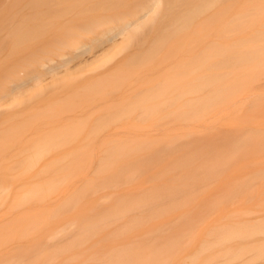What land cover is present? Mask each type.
Wrapping results in <instances>:
<instances>
[{
  "label": "rangeland",
  "instance_id": "rangeland-1",
  "mask_svg": "<svg viewBox=\"0 0 264 264\" xmlns=\"http://www.w3.org/2000/svg\"><path fill=\"white\" fill-rule=\"evenodd\" d=\"M44 1L0 0V92L58 52L73 13L142 0ZM172 1L142 45L85 70L98 49L0 108V264H264V47L239 42L264 32V0ZM22 3L43 14L14 17ZM246 50L249 65L228 58ZM205 75L222 78L202 90Z\"/></svg>",
  "mask_w": 264,
  "mask_h": 264
},
{
  "label": "bare ground",
  "instance_id": "bare-ground-1",
  "mask_svg": "<svg viewBox=\"0 0 264 264\" xmlns=\"http://www.w3.org/2000/svg\"><path fill=\"white\" fill-rule=\"evenodd\" d=\"M52 1L53 0H45L41 4L51 5L50 3ZM215 1H218V0H215ZM175 2H176V0H173L172 4H175ZM162 6H163V0H142L140 3L133 6L130 11H127V12L120 11V12L114 13L113 15L112 14H106V15L97 14L95 16L90 17L91 16L90 12L92 10L88 13L87 10H83V9H81V11L79 13H76V14L73 13L71 18H68V19L59 23V27L68 28L67 29L68 31L66 32L65 37H59L58 39H56V42H58V46H59L58 52H51V54H49V53L45 52V50H46L45 48H41V50L39 51L40 52L39 56L38 57L36 56L35 60H33L27 64L28 68H30V69L24 71L22 76H18V75L13 76V77L8 76L9 78L7 81V86L4 88H3V85L1 86L2 91L0 92V108L3 106L10 108L12 105L18 104V102L24 96H26L27 94L34 91V89L37 86H40L43 83L44 74L51 75L52 77L57 76L61 69H64V72L67 73L70 70L69 65L71 63H73L76 60L85 59L86 56H93L98 49H102V53H101L102 56L93 63H86V65L84 66L85 70L104 66L105 64H107L112 59V56L114 54L118 55V54L124 52L132 44H135L137 46L142 45L145 42V39L147 38V36L149 34L150 27L154 24L155 19L160 15V10H161ZM207 6L208 5L205 4L202 6V8L206 7L208 9V7H212L213 5H209L208 7ZM51 7H53V5H51ZM31 8H32L31 3H27V4L22 3V4H19L18 7L14 6L13 7V9L15 10L14 11V17H20V18L23 17L24 18L23 20H25V18H28L30 16L32 17V16H37L39 14H43V11H41V10L37 11L36 9H34L35 7H33V10ZM203 9H205V8H203ZM82 16L88 17V18H82ZM189 16H191V15H189ZM190 23L191 22H189L188 24H190ZM56 25H58V24H56ZM117 39H120V41L116 42ZM141 40L143 41V43H141ZM239 42H243L242 44L251 43V44L256 45V47H260V46L264 47V32L257 33L256 35H253L252 37H249L246 39H240ZM106 44H109V46L106 50L103 51V49H105L104 46ZM216 52H218L217 54H223L226 51L220 50V51H216ZM33 53L34 52L31 51V54L28 55L27 58L31 57L33 55ZM238 53H241V55H238ZM42 54H44V55H42ZM258 54H259L258 50L233 51V53H231V55L228 58L230 59V57H231L235 64L249 65V63H251L252 61H254L256 59L255 57ZM212 56L213 55L211 53L208 56H206L205 58L212 57ZM86 61L87 60H85V62ZM222 65H225V61L223 59L222 60L220 59V62H217V61L215 62L216 67H218V66L222 67ZM39 69H42V72H40ZM221 75L224 77V76H226V73H223ZM221 75L220 76H213V77L210 76V78L206 75L202 76L200 79L202 81V83L199 85L200 89H202V90L207 89L213 81L220 80L222 78ZM235 78H236L235 87L243 85L244 83H247L248 81L251 80V78L249 76L245 75V73L242 70H240L239 72L236 73ZM225 83L227 84L228 87L232 88V92L238 90V88L235 89V87L233 86V83H234L233 79H230V80L225 79ZM62 133H63V131H61L57 135H54V134L50 135L47 138V140H49L47 142L52 143V141L55 138H56L55 140L60 141V138H62V137H60L62 135ZM50 139H53V140L50 141ZM57 141H55V142L53 141V144H51L50 146H54V144H56ZM57 144H59V142ZM49 148H51V147H48L47 148L48 150L46 149L45 151L43 149V151L46 153H49V152H47V151H49ZM71 154L74 155L75 151L73 150ZM117 172H119V170H117ZM121 172H122V169H120L119 174L118 173H114V174L119 176ZM112 178H113V176H112ZM60 183H63V182H59V184ZM63 184H65V183H63ZM52 185H53V183H52ZM53 186H55V185H53ZM3 187L4 186H2V188L0 187V197H2V199H3V196L5 195V193L7 191L6 188H3ZM45 189H46L45 191H48L49 188H45ZM38 190L43 191L44 189L43 190L38 189ZM34 192H35V190H34ZM75 193H72V195L73 194L75 195L74 198H72L73 196L72 195H71L72 197L70 196L71 193L69 194V196H70L69 197L64 192V194L67 195V198L68 197H69V199L71 198V202L73 200H76V199L78 200V197L80 198L79 194L76 193L78 196L77 197ZM30 194L32 195L34 193H30ZM30 194H28L29 198L31 197ZM49 196H50V194L47 195V197H49ZM28 197L26 196L25 197L26 199H24V200H30ZM69 199L67 200V202L69 201ZM65 202H66V200H65ZM75 202L77 203L80 201L78 200ZM76 203L73 202L74 205ZM65 204H64V206H65ZM70 206H73V205H70ZM70 206H69V209L66 207L68 211L70 210ZM57 207H59V205ZM60 207L57 211H61L63 208V205L61 207V210H60ZM66 208L65 209L63 208L65 210V211H63L64 214L66 212ZM57 211L52 213L53 217H55L57 215V213H58ZM67 213L68 212H66V214ZM60 216H62V215H60ZM78 218H80V217L78 216ZM83 218H85V217H83ZM81 222L83 224V220L82 221L80 220V223ZM84 225H87L86 228L89 229L88 233H91V234H89L91 236L93 232L89 228V223L86 222V223H84ZM32 229L33 228L31 227L30 230H32ZM80 229H82V227ZM80 229L76 233L77 237L80 235V234L78 235V233L80 232ZM253 230H254V228H253ZM240 231H242V230L241 229L237 230V234H239ZM84 233H85V231H84ZM84 233H83V235H84ZM88 237L89 236L87 235V238ZM87 238L84 237L83 239L87 240ZM76 240H77V238H76ZM82 243H83V241H82ZM72 245L70 246V244H69L68 246H70L72 249ZM209 245H210V243H209ZM68 246H64V248L66 247V249H68L67 248ZM75 246H74V248H75ZM74 248H73V250H74ZM39 249H41V247ZM39 249H38V251L41 252L42 249L41 250H39ZM68 252H70V251H68ZM50 256H52V255H50ZM54 256H55V254L53 255V257ZM51 259H52V261L54 260L53 258H51ZM49 261H51V260H49Z\"/></svg>",
  "mask_w": 264,
  "mask_h": 264
}]
</instances>
